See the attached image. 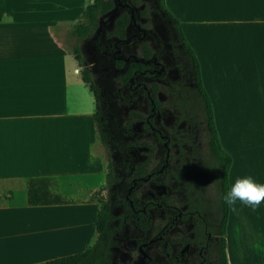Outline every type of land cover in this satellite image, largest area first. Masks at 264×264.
<instances>
[{
  "label": "crops",
  "instance_id": "1",
  "mask_svg": "<svg viewBox=\"0 0 264 264\" xmlns=\"http://www.w3.org/2000/svg\"><path fill=\"white\" fill-rule=\"evenodd\" d=\"M164 2L198 58L231 154L228 187L248 175L264 183V0ZM24 5L0 0V264H44L83 250L95 234L90 193L104 182L92 151L94 94L72 52L56 43L67 19L28 16ZM36 175L55 177L52 190L71 201L27 204L26 181ZM256 242L264 246V204L227 206L226 263L264 264Z\"/></svg>",
  "mask_w": 264,
  "mask_h": 264
},
{
  "label": "flooded vegetation",
  "instance_id": "2",
  "mask_svg": "<svg viewBox=\"0 0 264 264\" xmlns=\"http://www.w3.org/2000/svg\"><path fill=\"white\" fill-rule=\"evenodd\" d=\"M98 3L74 44L105 136L103 264H224V165L175 25L159 0Z\"/></svg>",
  "mask_w": 264,
  "mask_h": 264
},
{
  "label": "trees",
  "instance_id": "3",
  "mask_svg": "<svg viewBox=\"0 0 264 264\" xmlns=\"http://www.w3.org/2000/svg\"><path fill=\"white\" fill-rule=\"evenodd\" d=\"M160 5L166 11V13L172 19L175 28L178 32V35L184 45V49L187 53V56L190 60L192 67V73L196 85L197 93L200 96L201 106L207 121V126L209 129V134L211 138L212 145L214 147L215 153L223 163V176H224V188L225 192L228 189L226 171L231 162V154L226 151L222 144L220 143L219 131L215 125L213 108L211 100L203 86L200 73V65L197 56L195 55L192 47L184 36L183 30L179 21L176 17L168 10L165 5L164 0H159ZM99 3L98 0H92L88 2L81 11L80 19L75 23L70 32L73 36H83L89 33L96 24V16L99 12ZM78 64L82 66V57L78 46L74 44L71 50ZM80 74L84 82H86L89 88L92 90L95 99V109L93 112V121L94 129L98 140L101 144L105 142V136L100 129V121L98 119L97 113V96L94 85L92 84L87 70L82 67L80 69ZM56 179L53 176L49 175H36L29 176L26 181V203L31 205L37 204H54V203H65L70 202L71 200L65 198L63 195L59 194L52 190V185L55 183ZM99 190V189H98ZM91 200L97 202V207L94 215V226L95 234L94 238L90 243H87L83 250L75 253L66 254L59 257H54L47 259L44 264H103L107 260L108 256V242L106 241V219L108 217L106 202L102 199V196L93 197V194L90 195ZM227 216V205L225 204L224 219L226 220ZM224 233L222 237V261L224 264L225 253H224Z\"/></svg>",
  "mask_w": 264,
  "mask_h": 264
},
{
  "label": "rangeland",
  "instance_id": "4",
  "mask_svg": "<svg viewBox=\"0 0 264 264\" xmlns=\"http://www.w3.org/2000/svg\"><path fill=\"white\" fill-rule=\"evenodd\" d=\"M89 1L90 0H25L24 14L28 16L29 15L49 16L57 19H59L60 17L61 18L66 17L67 21L64 25V29L57 31L56 43L65 50L71 51L72 46L74 44V36L71 34L70 30L71 28H73L75 23L80 19L82 9ZM55 28L56 27H53L52 29L55 30ZM79 66L81 69L82 66L81 65ZM92 151L98 154L100 158L101 165L103 167V180H104L106 158L102 144L99 142L98 137H97V142L94 145H92ZM55 185L58 186L57 182L55 183ZM103 193H104V184L102 183L93 191H91L90 195L93 194V197H97V196H102ZM69 195H74V194L69 193ZM1 199L2 197L0 196V200ZM93 238L90 239L88 243H90L93 240Z\"/></svg>",
  "mask_w": 264,
  "mask_h": 264
},
{
  "label": "clouds",
  "instance_id": "5",
  "mask_svg": "<svg viewBox=\"0 0 264 264\" xmlns=\"http://www.w3.org/2000/svg\"><path fill=\"white\" fill-rule=\"evenodd\" d=\"M228 175L231 177L230 172ZM222 199L232 212L236 211L238 202L255 211L264 204V183L257 182L251 175L237 177L229 185ZM252 247L257 255L264 254V246L260 242L254 243Z\"/></svg>",
  "mask_w": 264,
  "mask_h": 264
}]
</instances>
